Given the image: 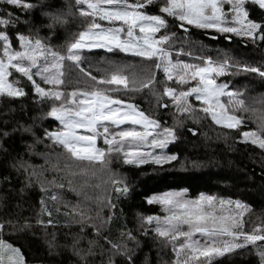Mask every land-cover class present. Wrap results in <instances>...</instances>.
I'll list each match as a JSON object with an SVG mask.
<instances>
[{"label":"snow or ice","instance_id":"1","mask_svg":"<svg viewBox=\"0 0 264 264\" xmlns=\"http://www.w3.org/2000/svg\"><path fill=\"white\" fill-rule=\"evenodd\" d=\"M65 4L61 10L43 11L47 22L35 27L18 13L31 17L43 0L40 5L0 0V6H8L0 7V98L31 95L41 106L34 124L21 128L33 136L28 155L43 163L21 158L13 167L23 173L25 187L35 184L43 193L35 226L46 230L58 225L49 201L56 214L63 208L65 227L79 226L71 250L81 264H89L97 249L101 256L110 253L109 264L116 256L134 264L135 248L129 244L139 241L132 230L125 224L116 238L111 237L118 204L141 186L130 180L125 167L148 179L175 170L176 165L186 168L188 162L181 161L170 145L180 139L177 129H184L187 121L202 127L210 120L225 141L235 131L238 143L253 146L264 157V93L248 96L229 79L254 74L264 83V61L249 62L227 48L213 58L191 32L200 30L211 40L235 37L245 47L264 48V0H65ZM77 16L82 29L54 46L56 29ZM21 24L27 32L20 30ZM41 28L48 29V35H42ZM9 29L15 30L14 38ZM94 50L108 55L93 59L98 56ZM117 53L138 60L114 59ZM146 96L152 98L148 111L137 102ZM164 115L171 116V125L160 118ZM49 119L42 133L34 131L38 121ZM246 119L255 128L243 130ZM187 132L197 136L199 128L188 126ZM10 134L0 130L2 138ZM46 173L63 175L49 180ZM76 176L84 179L72 190L83 201L70 203L57 189L64 188L65 179L71 188V177ZM145 203L158 206L162 214L138 212L137 230L171 249L168 264H216L225 255L248 249L264 264V211L255 214L242 200L219 195L189 198L186 190L145 194ZM32 227L27 221L21 225L0 218V264H28L21 248L3 237ZM47 243L51 254L55 233Z\"/></svg>","mask_w":264,"mask_h":264},{"label":"trees","instance_id":"2","mask_svg":"<svg viewBox=\"0 0 264 264\" xmlns=\"http://www.w3.org/2000/svg\"><path fill=\"white\" fill-rule=\"evenodd\" d=\"M28 2L40 5V0H28ZM7 8V5L0 6ZM66 7L65 0H43V5L39 6L32 13L31 17H25L22 13V19H30L35 27H40L47 22L42 15L43 11H57ZM16 12V9H11ZM154 11V10H153ZM255 15V14H254ZM83 25L79 17L69 18V22L56 29L52 36L51 43L56 46L63 44L70 36L81 30ZM20 30L27 32L26 26L21 24ZM48 29L41 28L42 35H48ZM13 35L15 30L9 29ZM192 38L206 45V52L213 58L218 51L229 49L236 53L238 57L247 58L249 62L256 63L264 61V48H254L251 44L247 47L238 38L233 37L232 41H226L223 36H218L217 40H211L208 35L200 30L191 29ZM98 56L93 55V59L108 55L103 50H94ZM114 59L126 62H135L138 58L125 57L117 53ZM162 77V73L160 74ZM235 81V86L247 90L248 96H258L264 93V83L254 74L230 77ZM150 96L138 99L141 107L148 111L151 109L149 101ZM193 103H196L193 101ZM47 111V108L44 109ZM41 106L36 105L31 98L20 100H8L0 98V130H7L11 134L7 138L0 137V218H11L19 224L26 221L33 227L17 233L6 232L4 239L8 240L14 246L21 248L28 264H81L79 259L72 253L71 246L73 239L79 234V226L71 225L65 227L66 218L63 216V208L58 215L55 213V206L49 201V206L53 208L54 219L58 218V225L46 230L35 226V213L39 208V200L43 193L39 187L33 184L28 188L24 185L23 173H17L13 164L23 158L30 160L33 164H40L39 157H30L28 155L27 145L33 143V136L22 131L21 126H30L34 124L33 117L40 115ZM247 117V113L244 114ZM166 120L169 125L172 118L169 115L160 117ZM49 120L38 121L34 131L43 132V126H47ZM243 130L247 131L255 128L251 120L246 119ZM53 128L56 126L52 124ZM199 128L197 136H192L187 132V127ZM18 130L13 132V128ZM180 133V139L174 145H170L172 151L177 152L181 161H187L186 168L176 165L175 170H168L162 174H157L148 179L139 176L136 169L125 167L123 171L129 176L130 180L140 184L127 200L122 201L116 208V219L111 225V237L116 238L119 235V229L123 225L132 230L137 237L139 244L134 245L130 242L129 246L134 247V264H164L169 262L170 250L162 249V245L150 234L144 236L137 230L138 212L145 214L159 213L158 206H149L145 203V194L159 192L164 190L180 191L186 190L189 198H195L200 193L219 195L226 199H240L251 206L255 214L264 211V157L260 151L251 145L238 143V133L231 132L230 138L225 141L221 130L208 120L202 127L194 125L187 121L184 129H177ZM219 135V138H217ZM231 137H236L233 139ZM38 151H44L43 145H37ZM196 162L198 166H193ZM114 168H120V165H113ZM148 171H151L149 168ZM7 178V179H6ZM147 180V182H145ZM24 189L21 191V189ZM64 199L70 203L75 202V196L69 191V188L57 189ZM77 199V198H76ZM107 211V210H106ZM121 212L123 215H121ZM255 217V216H253ZM107 234V229L105 230ZM55 233L56 248L50 254L48 241L52 240V234ZM88 235H91L90 231ZM86 246V239L82 242ZM104 244V241H100ZM107 248V245H105ZM95 257H89V264H109L110 253L107 251L104 255H99L97 249ZM112 260L114 264H126L123 257L116 256ZM216 264H259V258L254 251L237 250L235 253L225 255L217 260Z\"/></svg>","mask_w":264,"mask_h":264},{"label":"rangeland","instance_id":"3","mask_svg":"<svg viewBox=\"0 0 264 264\" xmlns=\"http://www.w3.org/2000/svg\"><path fill=\"white\" fill-rule=\"evenodd\" d=\"M42 163H43V160H41V163L40 164H42ZM60 175H63V174L46 173V178L49 179V180H51L53 178V176H57V178L59 179V176ZM71 179L73 180V184H72L71 188H70V186L67 183V179H65V180L62 181L64 183V187L69 188V191L77 198V199L75 198V202H77V200L83 201V196L81 195V196L78 197L77 194H76V192L73 191L72 188H77L78 189L80 187V184H81V182H82V180L84 178L83 177H80V176H76V177H71ZM88 191L91 193L92 190L89 189ZM253 219H255V217H253ZM162 249L165 250L166 248H164L162 246ZM168 250L171 251L170 248H168ZM170 257L173 258L172 252H170ZM164 264H168V263L167 262H164Z\"/></svg>","mask_w":264,"mask_h":264}]
</instances>
